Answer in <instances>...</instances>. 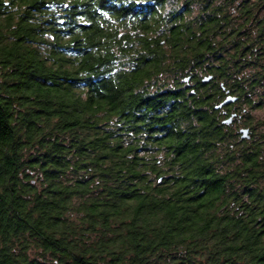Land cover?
I'll list each match as a JSON object with an SVG mask.
<instances>
[{
    "label": "trees",
    "instance_id": "16d2710c",
    "mask_svg": "<svg viewBox=\"0 0 264 264\" xmlns=\"http://www.w3.org/2000/svg\"><path fill=\"white\" fill-rule=\"evenodd\" d=\"M263 107L264 0H0V264H264Z\"/></svg>",
    "mask_w": 264,
    "mask_h": 264
},
{
    "label": "water",
    "instance_id": "95a60500",
    "mask_svg": "<svg viewBox=\"0 0 264 264\" xmlns=\"http://www.w3.org/2000/svg\"><path fill=\"white\" fill-rule=\"evenodd\" d=\"M234 100H235V97H234V96L227 95V96L225 97V99L222 100V101L218 104L217 107L222 106V105H225V104H228V103H230V102H232V101H234ZM231 119H232V117H228L227 119L224 120V122H225V123H230ZM239 132H240V136H241V138H248V137H249V135H248V129H247V128H241V129L239 130Z\"/></svg>",
    "mask_w": 264,
    "mask_h": 264
},
{
    "label": "rangeland",
    "instance_id": "374dc122",
    "mask_svg": "<svg viewBox=\"0 0 264 264\" xmlns=\"http://www.w3.org/2000/svg\"><path fill=\"white\" fill-rule=\"evenodd\" d=\"M252 116L255 118H260L264 116V107L260 109H255L252 111Z\"/></svg>",
    "mask_w": 264,
    "mask_h": 264
}]
</instances>
